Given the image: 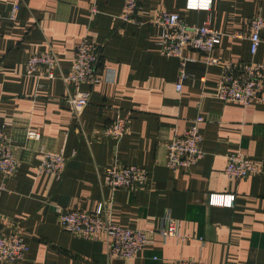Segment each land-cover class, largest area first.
<instances>
[{
	"label": "crops",
	"instance_id": "1",
	"mask_svg": "<svg viewBox=\"0 0 264 264\" xmlns=\"http://www.w3.org/2000/svg\"><path fill=\"white\" fill-rule=\"evenodd\" d=\"M186 1L140 0L126 22L123 0H0V124L19 160L13 173L0 172V235L17 231L27 245L22 259L0 264H172L189 257L264 264V103L220 99L221 67L198 50L184 52L186 74L179 80V59L162 54L161 28L150 22L159 10L189 25L208 22L221 37L207 56L264 64V42L252 54L247 37L249 21L264 16V0H210L206 9L187 8ZM13 6L16 16L9 19ZM83 36L100 47V81L81 84L89 98L76 115L65 99L74 89L57 70L54 77L46 69L27 75L25 65L32 53L52 51L67 71ZM127 114L126 134L119 141L106 135L107 125ZM194 124L203 155L170 168L171 139ZM28 130L39 139H28ZM40 147L67 158L59 180L36 171ZM230 152L247 155L256 169L243 178L226 175ZM114 163L143 167L148 180L113 190L106 169ZM210 194L234 199L209 203ZM99 204L121 227L155 230L134 256L110 257L104 235L84 238L60 226L59 207L89 212ZM170 220L181 237L158 231Z\"/></svg>",
	"mask_w": 264,
	"mask_h": 264
},
{
	"label": "built area",
	"instance_id": "2",
	"mask_svg": "<svg viewBox=\"0 0 264 264\" xmlns=\"http://www.w3.org/2000/svg\"><path fill=\"white\" fill-rule=\"evenodd\" d=\"M140 0H123L120 18L122 21L134 19ZM210 0H187V8L209 7ZM17 9L13 6L8 15L9 19H14ZM5 15L0 13V21ZM161 28L158 45L162 54L175 56L179 59V80L185 76L184 52L187 49L198 50L206 54L208 64L219 65L221 76L217 87V96L226 101H237L244 105L250 102L264 103L262 95V83L264 81V64L248 61L241 65L231 62L221 63L217 58L207 56L214 46L220 41L221 33L208 22L202 25H189L183 21L177 13L166 10L156 11L150 20ZM264 16L257 15L249 21L248 39L250 41V51L255 53L260 42H264ZM234 37H242L241 32L231 34ZM100 47L90 42L85 36L74 48L72 59L64 71L56 55L52 51L32 53L27 59L25 71L27 75H34L46 69L49 77H54V70H57L58 77L70 84L74 93L67 94L65 99L72 112L78 114L88 103L89 93L82 92V83L95 84L100 81L98 62ZM181 88V83H176V89ZM131 116H118L105 128L106 135L114 137L119 141L127 132ZM197 117L195 122L200 121ZM3 124H0V172L9 175L13 173L19 160L13 154L11 145L3 134ZM28 139L37 140L40 135L36 131H26ZM201 136L196 124L186 129L182 134L175 135L168 145L167 166L176 168L178 166L187 167L195 163L202 155L200 146ZM40 163L36 166L37 172H49L60 179L64 174L66 157L60 151L48 150L40 147ZM224 173L235 178H243L256 169L253 161L243 153H227ZM148 180V171L134 164L114 163L106 169V184L111 189H134L140 187ZM3 186L0 185V189ZM234 195L210 194L209 203H220L231 205ZM58 221L60 226L70 232L84 238H97L104 235L108 242V255L110 257H132L140 251L154 229L127 228L115 224L111 219V214L103 204H99L92 211H81L78 209H62L59 207ZM160 233L167 236L181 237L179 231L170 220L168 225ZM27 250L26 242L17 231H12L6 235H0V262H12L24 257ZM172 264H205L193 258L176 259Z\"/></svg>",
	"mask_w": 264,
	"mask_h": 264
}]
</instances>
